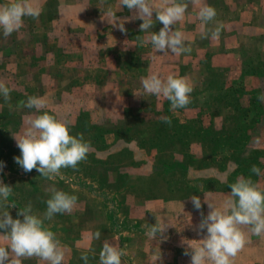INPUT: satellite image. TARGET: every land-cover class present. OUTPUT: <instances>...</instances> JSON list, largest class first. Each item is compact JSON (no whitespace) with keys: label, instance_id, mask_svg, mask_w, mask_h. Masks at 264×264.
I'll return each instance as SVG.
<instances>
[{"label":"rangeland","instance_id":"1","mask_svg":"<svg viewBox=\"0 0 264 264\" xmlns=\"http://www.w3.org/2000/svg\"><path fill=\"white\" fill-rule=\"evenodd\" d=\"M64 1L71 0H41L38 19L24 17L18 32L7 38L0 34L5 52L0 51V80L11 89L10 101L0 96V181L13 188L9 203L17 206L0 207V212L22 221L17 212L30 203L33 214L42 218L49 189L55 187L78 197L71 214L45 221L65 250L63 264H84V254L88 264H99L105 240L126 251L122 264H154L152 257L159 255L156 264H191L184 241L205 235H197L196 221L177 219L159 208L191 204L195 195L203 199L202 208L188 215L201 218L205 196L219 204L240 176L264 189V103L257 99L264 93V0H206L217 13L207 27L223 25L216 41L202 38L198 8L189 3L186 19L173 28L186 35L191 47L180 56L158 53L144 42L142 21L131 19L135 10H119L118 0H81L90 20H71L64 36L67 22L57 21ZM76 5L70 12H78L81 4ZM108 6L116 13L111 24L103 15ZM99 13L102 17L93 19ZM162 27L156 21L150 31L158 33ZM13 47L16 52L10 51ZM112 68L119 75L113 86L105 81ZM153 73L162 79L187 77L191 103L172 110L166 98L134 96L142 91L141 78ZM125 76L137 81L128 83ZM89 80L94 82L89 85ZM100 92L111 106L95 113L93 97ZM29 96L46 98L47 108L41 113L18 108ZM44 111L90 144L76 170L61 169L51 180L36 169L24 172L14 160L21 152L13 135L22 132L27 115ZM253 165L261 175L251 173ZM156 222L169 227L152 240L143 226ZM97 230L100 239H92ZM249 247L234 264H259L254 261L258 253ZM22 264L41 262L32 258Z\"/></svg>","mask_w":264,"mask_h":264},{"label":"clouds","instance_id":"2","mask_svg":"<svg viewBox=\"0 0 264 264\" xmlns=\"http://www.w3.org/2000/svg\"><path fill=\"white\" fill-rule=\"evenodd\" d=\"M104 2L105 0H101V3ZM189 3L198 8L196 18L201 22L202 38L218 40L223 25L207 27L215 20L217 13L206 0H118V8L120 10L121 6H126L130 11L135 10L131 19L142 21L140 31L147 33L143 41L150 43L156 52L180 56L191 52V47L186 46V35L173 28L186 19ZM41 12V0H7L0 4V34L4 38L11 36L22 28L24 17L38 19ZM103 15L110 24L116 19L111 6L107 7ZM187 19L190 20L191 17L188 16ZM156 21L163 25L158 33L150 31ZM119 27L122 32L125 31L123 24ZM141 84L142 91L133 94L134 96L148 94L166 98L172 110L186 108L191 103L193 88L187 77L169 75L162 79L153 73L142 77ZM10 91L5 82L0 80V96L5 102L10 101ZM257 99L264 103V93ZM17 107L35 109L36 113H41V110L47 108V100L44 97L29 96L26 101H19ZM163 119L164 123L171 124L170 118ZM13 138L21 152L20 156L14 158L15 162L24 172L36 169L49 180L60 176L61 169L76 170L78 164L86 159L90 149V144L84 140L82 133L78 136L70 135L67 125L47 111L27 115L22 132L13 135ZM250 171L257 176L261 175L260 168L255 165ZM229 188L230 193L219 204L209 202L205 196L204 203L210 211L206 216L201 211L197 230L199 234L206 229L207 235L200 240L184 241L189 248L184 254L190 255L191 264H234L238 253L249 242V235L264 237V189L251 178L243 176L238 177ZM49 191L51 196L45 201L46 212L42 218L33 214L30 203L17 212L18 217H23L22 221L13 219L9 211L0 212V230L4 233L0 235V264H22V261L32 258H37L41 264H63L65 250L56 234L45 227V221L52 220L57 214H71L78 197L55 187H51ZM12 193L13 188L0 181V207H17L14 202L9 203ZM190 199L193 207L201 210L200 197L192 195ZM143 227L146 228L145 235L153 240L162 235L169 225L156 222L155 225ZM100 237L99 230L91 236L95 240ZM126 255V251L105 240L99 253V264H122L121 258ZM81 259L84 264H88L86 254ZM159 259L160 255L152 257L154 264Z\"/></svg>","mask_w":264,"mask_h":264},{"label":"crops","instance_id":"3","mask_svg":"<svg viewBox=\"0 0 264 264\" xmlns=\"http://www.w3.org/2000/svg\"><path fill=\"white\" fill-rule=\"evenodd\" d=\"M76 1H79V4H81V8L78 9V12H70V10L72 9H75L77 7L76 5ZM62 8L60 9V14L58 15V18H57V21L58 22H62V23H66V26H65V29H64V36L67 35V32H66V29L68 27H70V21L71 20H76V21H89L90 18L89 16L86 14V11H85V7L83 5V1L81 0H71V1H64L63 4H62ZM83 10V11H82ZM93 19H100L102 17V13H99L98 15H93L92 16ZM83 26V25H82ZM53 32L50 31V35L52 34ZM64 42H65V38H64ZM93 44H95V42H93ZM7 48V47H5ZM8 50H9V47H8ZM16 48H11L10 51H14L16 52ZM2 52V54H4V50L1 48L0 50ZM1 54V55H2ZM2 56H0V60H1ZM120 65H116L115 67H119ZM126 82H134L136 79L130 77V76H125ZM107 80L106 81V85H115L116 83H118V80H119V75H116L115 73V70L114 68L108 70V74H107V77H106ZM137 81V80H136ZM94 80H89V85H91V83H93ZM93 99L96 101L92 107H91V110L94 111L95 113H97L96 111H100L104 106H111L110 103H107V100L108 98H106V96L103 94V93H98V95H95L93 97ZM118 99H119V96H118ZM104 102V104H102ZM98 103V104H97ZM202 199V198H201ZM203 200V199H202ZM170 205H164V208L161 207L159 208V211H163V212H173L175 213V217L178 218H182V216H186V220L190 223L193 224V221H196L195 222V225H194V229H196L197 231V235H207V232L205 230V232L203 231L202 233L198 234V225L201 221V218L198 216V217H195L194 215L193 216H189L188 215V212L189 211H194L195 213H198L194 207H193V204H184V203H169ZM163 205V204H162ZM206 206L202 209V212L203 214L206 216L208 214V212L210 211V209L208 208V205L205 204ZM201 213V212H200ZM203 236V238L205 237ZM202 238V239H203ZM249 242L251 244V246L249 247L248 245L246 246L245 245V250H247L246 247H249L251 249L254 250V252L258 253V256L256 257V259H254V261L258 262L259 264H264V252H263V245L262 247L259 246L260 243H262V239L261 237H257V236H254V237H249ZM258 248V251L256 250ZM238 256V255H237Z\"/></svg>","mask_w":264,"mask_h":264}]
</instances>
